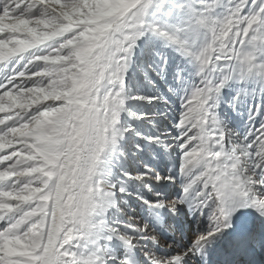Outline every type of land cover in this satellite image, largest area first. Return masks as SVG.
Segmentation results:
<instances>
[{"label": "snow or ice", "instance_id": "obj_1", "mask_svg": "<svg viewBox=\"0 0 264 264\" xmlns=\"http://www.w3.org/2000/svg\"><path fill=\"white\" fill-rule=\"evenodd\" d=\"M0 264H264V0H0Z\"/></svg>", "mask_w": 264, "mask_h": 264}]
</instances>
